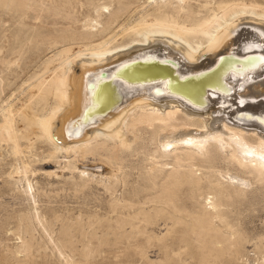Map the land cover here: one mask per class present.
<instances>
[{
    "label": "bare ground",
    "instance_id": "obj_1",
    "mask_svg": "<svg viewBox=\"0 0 264 264\" xmlns=\"http://www.w3.org/2000/svg\"><path fill=\"white\" fill-rule=\"evenodd\" d=\"M87 1L92 13L78 21V27L68 26L54 36L52 46L64 43L66 47L46 59L42 75L36 73L24 82L30 89L26 96L30 116L21 113V124L16 121L15 94L7 106L1 103L0 145L8 144L17 154L19 141L42 140L53 147L43 161L65 151L78 159L92 155L104 164H112L118 160L120 145L109 146L107 142L121 137L117 130L126 129L136 138L137 130H143L152 141L158 137L156 150L144 153L143 163H149L142 167L148 174L144 177L146 188L135 189L136 198L125 196L120 198L123 203H110L108 212L115 214L112 219L110 216L105 220L103 215V220L99 215L91 220V216L87 224L90 231L93 228L91 232L80 226V256L89 260L104 246L126 242L139 248V252L134 249L143 257L147 256V248H159L166 262L174 258L183 262L181 257L190 246H195L197 255L200 253L198 260L202 264H217V260L225 258L236 262L246 236L232 217L235 207L242 205L250 190H264V59L254 60L244 68L227 66L221 77H216L214 89L207 90L205 107L169 93L166 81L131 84L118 79L115 73L133 61L156 58L176 61L181 77L201 78L217 67L221 57L264 56V6L245 0H145L139 4L141 19L134 26L118 24L115 31L113 26L127 12L131 1L113 0L116 8ZM21 2L36 14L35 21L42 22L41 14L52 9L57 16L67 17L60 7H44V0H0L1 14H9ZM19 19V35L32 31L22 16ZM37 32L36 38L43 37ZM24 46L17 58H3L0 63L7 68L13 62L19 66L24 55L29 54ZM32 48L40 51L38 43ZM103 72L107 78H114L123 101L105 115L86 116L88 108L97 106L89 84L98 86ZM3 79L0 96L7 86ZM223 80L233 88L232 93ZM156 88H161L163 94L155 93ZM100 164L76 167L81 168V190L95 183L112 195L118 185L106 183L116 178L115 170L97 172L94 168ZM29 167L25 164L24 168ZM20 173L16 166L11 175ZM123 177L127 185L130 176ZM160 222L165 229L156 231ZM99 228L103 229L100 235ZM63 229L62 247L74 246V228L70 225ZM25 233L29 237L20 236V246L28 254L35 237L28 228ZM93 240L97 241L95 249L91 247ZM73 246L72 249L76 247ZM185 255L193 258L195 254ZM5 262L6 258H0V264Z\"/></svg>",
    "mask_w": 264,
    "mask_h": 264
},
{
    "label": "rangeland",
    "instance_id": "obj_2",
    "mask_svg": "<svg viewBox=\"0 0 264 264\" xmlns=\"http://www.w3.org/2000/svg\"><path fill=\"white\" fill-rule=\"evenodd\" d=\"M130 1L131 5L127 12L113 26L112 30L116 28V25L123 23L134 26L141 19V5L145 0H140L139 2H136V0ZM245 1L264 6V0ZM94 2L99 5H111V8H116V3L113 0H94ZM43 6L60 7L63 12L65 10L64 13L67 14V17L57 16L52 9L41 14L44 16L42 22L35 21L33 17L36 14L26 8L25 2L16 5L9 14L7 13L8 11H6L5 15L0 12V60L4 58V60L8 61L17 58L19 51L23 49V47L20 49L22 45H25V51L29 53L24 55L25 60L22 59L19 66H16L13 62L12 67L7 68L6 64L0 63V79L4 78L3 80L7 84L5 91L0 96V105L3 102L7 106L8 102L14 99L12 95L15 94L18 98L15 100L16 102L13 101V107L16 108H14L15 111H18L16 113L18 115H16L17 117L14 115V117L19 124H21V113L30 116L26 97L30 89L29 85H24V82L36 73L42 75L48 58L57 53L59 49L62 50L66 47L64 43H60L56 47L52 46L56 39L54 37L56 32L63 30V28L78 27V21L83 20L87 14L92 13L87 0H69V3L66 0H44ZM19 16L24 18L23 22L26 25L32 26V31H28L26 34H24V31L19 35L22 30V27L19 26ZM118 29H115V31ZM37 31H40L43 37L36 38L35 35H38ZM27 38L32 41H26ZM35 43H38L40 51L32 48ZM37 100H34L33 103H36ZM117 131L121 133V137L116 136L115 139L107 142L109 146H113L116 143L120 145H118V151L116 150L118 160L113 161L112 164H104L99 157L92 155L85 160L78 159L72 152L65 153V151H60L52 159H44L43 161L42 159L52 152L53 147L50 143H45L42 140L19 141V152L17 154L13 153L11 146H7L8 144L3 143V145H0V258H6V262L3 264H202V262H199L201 260H198L200 253L197 255L195 246H190L186 252L195 254L194 257L192 258L191 255L187 256L185 253L184 257H181L183 262L179 258H174L171 262L164 261L158 250L159 248L155 247L147 248L149 249L147 250V256L143 257L138 253L139 248L130 246L126 242L119 243L117 246L112 245L113 248L104 246L103 249L101 248L102 253H95L94 256L92 255L93 258L91 256L89 260L88 257L84 258L83 254L80 256L82 252L81 249L79 252L77 247L81 248L80 226H84L87 232H91L93 228L90 231L87 225L90 223L89 219L91 216V220L99 215L101 216L100 218L104 215L106 219L103 218L105 220L112 219L115 214L108 212L109 206H111L110 203L122 202L123 200L121 201L120 198L122 199L125 196L136 198L134 190L143 191L147 186L144 181V177L148 175L147 170L142 167L149 165V163H143L144 153L156 150L158 137L152 141L149 140L150 135L143 130L136 131L137 138L134 133H128L126 129ZM99 141L101 143L102 139H99ZM122 141L125 144L122 145ZM127 145H130V149ZM98 163L103 166H96L94 169L97 172L103 173L104 170H115L113 174L116 175V178L114 176L110 180L111 183L107 182L106 178L108 177L105 176L104 178L107 182L106 184L111 186L112 184L118 185L116 193L111 195L103 186L95 183L81 190L82 175L80 173L81 168L78 169L79 166L82 167L85 164L95 166ZM25 164H29L31 168L25 169ZM16 166L21 169V173L12 176V171ZM77 166L78 168H76ZM125 174L130 176L127 185H124L123 182ZM253 187L256 188L257 186ZM253 192V190H250L246 200L243 201L241 206L235 207L237 210L232 215L235 221L238 222L237 228L242 231L241 234L247 237H244L245 242H243L241 247L242 255L238 258L240 261L237 259L236 262L231 263L225 258V260H217V264H262L264 261V190ZM113 194L115 195L113 196ZM162 224L163 222H160V226L153 228H156V231L164 230L165 227ZM68 225L74 228L73 241L75 245L64 246L66 247L64 248L62 247L63 243L60 242L62 241L63 228L69 227ZM27 228L31 230L33 234L31 235L35 237L34 247L28 254L20 246L22 244L20 236L24 239L26 236V238L29 237L25 233ZM101 231L103 229L99 228V235ZM165 232L166 230L163 233ZM75 238H78V241ZM93 241L94 243L92 242V244L95 245L97 241ZM92 244L91 247L95 249L97 244L93 245L94 247ZM72 246L73 248L76 246L77 249L76 247L72 249ZM17 247L22 249L19 250Z\"/></svg>",
    "mask_w": 264,
    "mask_h": 264
},
{
    "label": "water",
    "instance_id": "obj_3",
    "mask_svg": "<svg viewBox=\"0 0 264 264\" xmlns=\"http://www.w3.org/2000/svg\"><path fill=\"white\" fill-rule=\"evenodd\" d=\"M257 59H264V56L250 55L246 58H240L232 55L221 57L217 67L212 71L204 73V76L201 78L192 75L181 77L177 72L178 63L173 60L167 59L164 62L156 58L150 60L139 59L120 68L116 71L115 76L131 84L147 83V81H166V88L169 93L177 95L193 104H202L201 107H205L207 106V90L214 89L216 77H221L227 66L239 65L240 68H244L247 64ZM207 77H211V79L209 78L210 80H208ZM101 78L103 80L99 82L98 86L94 87L93 83L89 84V89H92L94 94L92 101L97 106L92 110L90 109L91 107L88 108L85 112L86 116L92 114L105 115L112 107L119 105L123 101L114 78H107L106 72L101 74ZM222 84L231 93L234 91L224 80ZM154 92L163 94L161 88H156Z\"/></svg>",
    "mask_w": 264,
    "mask_h": 264
}]
</instances>
